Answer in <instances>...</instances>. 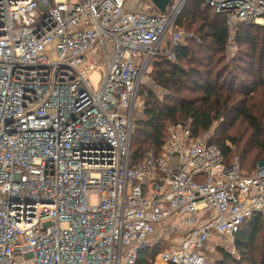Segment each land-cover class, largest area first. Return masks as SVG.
Masks as SVG:
<instances>
[{
	"label": "built area",
	"instance_id": "built-area-1",
	"mask_svg": "<svg viewBox=\"0 0 264 264\" xmlns=\"http://www.w3.org/2000/svg\"><path fill=\"white\" fill-rule=\"evenodd\" d=\"M188 1L0 0V264H136L166 245L155 264H210L206 245L264 217V161L227 162L212 127L170 125L131 161L144 76L198 41L176 28ZM201 1L225 17L227 53L238 24L264 27V0Z\"/></svg>",
	"mask_w": 264,
	"mask_h": 264
},
{
	"label": "trees",
	"instance_id": "trees-1",
	"mask_svg": "<svg viewBox=\"0 0 264 264\" xmlns=\"http://www.w3.org/2000/svg\"><path fill=\"white\" fill-rule=\"evenodd\" d=\"M176 28L193 33L198 41L187 40L179 45L175 61L157 58L152 62L149 75L160 95L153 89L141 91L142 118L134 122L132 163L151 148L159 152L170 125L190 123L191 135L196 138L210 130L215 121L235 114V120L241 118L251 130L255 143L253 149L239 151L240 156L237 155L242 171L252 173L258 158H264V110L263 117L257 118L245 105L250 94L253 96L264 87V27L238 24L234 33L238 53L229 60L225 17L201 0L188 1ZM225 60L233 66L225 65ZM240 74L253 78L254 84L236 86ZM261 94L257 105L264 109ZM212 143L229 162L233 156L231 145L235 146L236 140L213 135ZM253 150L259 153L252 157L251 168H242L241 163ZM235 245L239 259L221 250L215 264H264V217L255 215L246 220L235 234ZM161 247L140 252L136 264H152Z\"/></svg>",
	"mask_w": 264,
	"mask_h": 264
},
{
	"label": "rangeland",
	"instance_id": "rangeland-1",
	"mask_svg": "<svg viewBox=\"0 0 264 264\" xmlns=\"http://www.w3.org/2000/svg\"><path fill=\"white\" fill-rule=\"evenodd\" d=\"M145 0H127V7L131 10H135L138 9L141 5L142 2ZM238 53V49H235L234 52H228L226 53V56L228 57V60L237 55ZM227 59V58H226ZM225 65L232 67V64H229L227 62V60H225L224 62ZM150 70L146 73V75L143 78V82H142V90L145 91L146 88L147 89H153V91H155L158 95H160V90H158L156 87H153L152 85V81L149 75ZM89 80L92 83L94 89L97 88L98 83L100 81V75L98 73H94L91 74L89 76ZM243 83V85L245 86H252L254 84V79L253 78H248L247 76L240 74L239 79L237 81L236 86L241 85ZM261 91L264 92V87L259 89L258 91H256V93L252 96L251 94L247 97L246 100V105H245V109L251 113V115L255 116V117H263V108L261 106L257 105V102L259 101V96L261 94ZM254 93V92H253ZM264 96L263 94H261V97ZM264 100V99H263ZM264 104V103H263ZM142 109H143V101L142 98L139 99L138 103H137V107L135 110V120L137 119H141L142 118ZM235 114H230L227 118H223L220 120H217L213 123L212 125V130H213V135L216 138H234L236 140V145H231V150L233 152V154L235 155H239V151H243V150H249V149H253L255 143L254 140L252 138L251 135V130L248 129V126L246 125V123L241 119L238 118L237 120H235ZM259 152L253 150V152L249 155L248 158H246V160H244V162H242V168H251V161H252V157L257 155ZM264 161V158L262 156H260L258 158V161L256 164H254V168H256L260 163H262ZM171 241H174V248L177 246L179 239L178 238H173L171 239ZM218 245H221L218 246ZM170 247H168L166 245V247H161V251L163 250H169ZM223 251L225 254L235 257L236 259H239V255L237 253L236 250V245H235V237L233 239V241L231 240H223V241H212V244H208L206 245L205 249H204V255L206 256L207 260L209 261L210 264H215L216 261L219 260L220 258V253L219 251ZM233 251V252H232ZM157 262L156 257L154 259V261L152 262V264H155Z\"/></svg>",
	"mask_w": 264,
	"mask_h": 264
},
{
	"label": "water",
	"instance_id": "water-1",
	"mask_svg": "<svg viewBox=\"0 0 264 264\" xmlns=\"http://www.w3.org/2000/svg\"><path fill=\"white\" fill-rule=\"evenodd\" d=\"M160 12L165 13L172 0H148Z\"/></svg>",
	"mask_w": 264,
	"mask_h": 264
}]
</instances>
